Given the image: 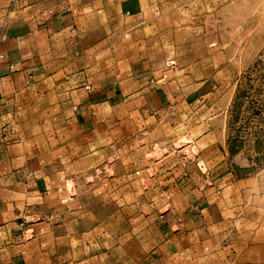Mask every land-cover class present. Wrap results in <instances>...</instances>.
Masks as SVG:
<instances>
[{"label": "crops", "instance_id": "obj_1", "mask_svg": "<svg viewBox=\"0 0 264 264\" xmlns=\"http://www.w3.org/2000/svg\"><path fill=\"white\" fill-rule=\"evenodd\" d=\"M230 10L0 0V264H121L129 237L155 264H264V168L225 165L231 93L206 86Z\"/></svg>", "mask_w": 264, "mask_h": 264}, {"label": "rangeland", "instance_id": "obj_2", "mask_svg": "<svg viewBox=\"0 0 264 264\" xmlns=\"http://www.w3.org/2000/svg\"><path fill=\"white\" fill-rule=\"evenodd\" d=\"M230 11H224L220 29L214 32L226 55L220 59L215 78L206 86H219L221 91L231 93V103L222 115V119L226 117L222 134L227 136L229 151L225 165L233 167L238 175H248L264 168V0H231ZM208 36H204L205 42L211 41V32ZM181 54L180 49L172 53L177 56L174 59ZM228 94L221 97V108L226 106ZM189 139L183 136L175 147L185 148ZM191 150L197 149L190 148L188 152ZM161 155L162 151L157 150L154 158ZM131 240L125 238L118 262L155 264L154 256L141 253ZM111 258L108 256V264L113 262Z\"/></svg>", "mask_w": 264, "mask_h": 264}]
</instances>
